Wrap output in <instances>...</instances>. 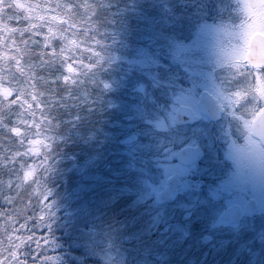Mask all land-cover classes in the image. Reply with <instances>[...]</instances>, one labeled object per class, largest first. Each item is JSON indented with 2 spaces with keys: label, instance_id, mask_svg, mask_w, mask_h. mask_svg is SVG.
<instances>
[{
  "label": "rangeland",
  "instance_id": "1",
  "mask_svg": "<svg viewBox=\"0 0 264 264\" xmlns=\"http://www.w3.org/2000/svg\"><path fill=\"white\" fill-rule=\"evenodd\" d=\"M12 1L16 3V8H19L28 3L32 5L33 1L37 0ZM49 5L52 4L49 3ZM58 7H60L58 11L52 7H49L48 11L53 13L57 11L66 15L72 9L67 1L62 2ZM16 11L10 6L8 0H0V108L1 105H5L3 109L5 114L11 107L17 109L18 114L11 119L15 125L13 130L17 133L16 136H21L22 133L17 128L23 127L27 133L23 134L27 135L32 142V150L41 152L45 156V165L49 167L46 171L58 175L59 168L53 167V162L57 161L53 157L56 149H53L52 145L62 136L55 132L59 130L60 124L50 121V118L54 117L51 110L57 108L55 106L59 103L60 97L51 91L50 87H46L41 74L44 65L57 58L52 52H50L49 61L46 57V51L54 45V40L41 35L40 38L43 39L41 41L29 35L31 31L23 26L18 28L17 21L21 19V16ZM193 12L195 13L191 16L182 12L162 13L161 17L155 16L151 19L161 22L162 26L159 27L164 32L165 28L175 31L174 28L169 27V22L176 20L184 22V27L180 29L184 39L174 40L172 42L174 46L196 42L194 48L196 73L190 78L188 74H184L188 79L187 87L193 84L195 86L198 107L203 91H207L218 99L221 105L228 104L233 96L243 94L264 96V71L253 69L247 63L250 39L255 33L264 34V7L255 10L251 7L249 0H203V3ZM26 17L27 14L24 18ZM157 44L164 46L165 42L161 39L157 41ZM26 46L28 49L34 48L37 52L27 51ZM78 66L77 71L67 69L69 79L65 80L74 84L80 92L74 99L77 102L73 99L68 100V96L64 99L65 105L62 107L77 109L79 105H83L90 113L98 104V112L102 114L101 126H94L92 130L88 129L84 132L92 137L88 144L91 150L86 151V161L78 165L75 162L72 163L73 167L70 168L71 171L75 170L76 176L73 175L71 180H69L70 176L59 179V182L67 180L63 190L65 195H61L62 192L59 190L61 186L57 185L59 182L56 183L55 180L57 176H46L45 179H40L31 164L21 176V181L36 182L41 185H35L34 188L31 186L25 202L29 201L35 190L40 187L43 190L47 184L52 183L48 186L49 190L45 191L44 199L46 200L48 195H54L55 192L63 199V202L65 201L67 207L65 214L68 217V223H65L61 216L60 231H65L68 236L82 233L84 237L82 245H85L87 252L96 256L102 264H264V174L261 176L251 174V177H245L240 171L245 166L241 164L232 168L231 171L222 169L220 172L215 165L210 166L212 157L202 159L203 161L195 166L182 165L177 168L171 160L162 156L157 157L152 164V166L156 165L155 171L151 168L147 171L139 168L122 171L121 155L114 150V145L110 141L114 135L113 122H118L121 114L122 78L125 73L115 66L103 71H97L90 66ZM76 74L79 77H76ZM238 80L246 83L244 87H240L239 92L233 87ZM255 85L257 87L253 88L252 86ZM147 91V85L143 81L135 85V95L144 96ZM180 106L177 103L171 112L149 121L153 135L169 134L170 129L175 128V113ZM42 107L46 111V116L34 114L32 109L41 112ZM4 116V112L0 113V120ZM65 122L70 123V120L66 119ZM79 127V123L74 125L76 134L80 131ZM2 128L8 127L0 121V132ZM197 146L203 149L209 148L208 142L204 140L192 147ZM179 150L177 149L176 152ZM114 154L117 155L115 159ZM110 157L113 158L114 163H120L119 167H115V171L112 172H110V162H107ZM173 162L178 163V158H174ZM85 169L97 170L105 175L110 173L111 177L109 175L106 177L109 183L100 191L102 193L119 192L121 188H124V192L121 193L124 205H119L116 210H113L96 204L90 215L78 212L76 201L67 195L72 187V183L68 184V182L78 178ZM166 171H172L173 176L179 174L182 180L181 193L177 200L181 202V206L177 209L167 206L168 204L158 205L155 202L156 196L167 186ZM246 179L250 181L247 188L244 187ZM224 182L229 185L227 194H222L220 191L219 186ZM203 184L205 190L202 191H206V197L214 201V208L202 211L197 204L203 201L200 190ZM20 185V183L17 184V186ZM41 188L37 191L39 196ZM221 196H223L222 199L218 198ZM250 199H255L260 205L256 217L246 218L239 225H230L229 222L222 220L221 213L226 200H236L244 207ZM131 200L130 207L137 211L136 201L145 202L144 211H138L139 232L124 228L123 224L126 222L124 218L119 222L115 221L120 217L111 221L113 228L110 225L107 226L109 228L102 230L99 222L98 228L93 230L96 222L106 218L107 215L112 217L125 213L124 206ZM50 207L54 208V205ZM83 225H88L89 228ZM146 235L150 237V240H142ZM86 238L93 243L92 246L96 247L94 250L87 244Z\"/></svg>",
  "mask_w": 264,
  "mask_h": 264
},
{
  "label": "trees",
  "instance_id": "2",
  "mask_svg": "<svg viewBox=\"0 0 264 264\" xmlns=\"http://www.w3.org/2000/svg\"><path fill=\"white\" fill-rule=\"evenodd\" d=\"M46 1L37 0L33 1L32 5L28 3L16 8V3L8 0L10 6L16 9V12H19L21 16V19L17 21L18 28L23 26L26 30L31 31L29 35H33L41 41L43 40L40 38L41 35H46L48 39L54 40V45L49 51H46V57L49 61L48 58L52 52L57 58L45 64L41 74L46 87H50V90L60 97L59 103L55 106L58 109L51 110L54 117L50 118V121L60 124L59 130L55 132L62 136L52 145L53 149H56L53 157L57 161L53 162V167L59 168V174L55 175L51 171H46L49 167L45 165V156L41 152L32 150V142L27 135L23 134L26 133L23 127L17 128L22 133L21 136H16L17 133L13 130L15 125L11 119L18 114L17 109L11 107L10 111H6L8 113L5 114L3 110L5 105H1L0 113L4 112L5 116L0 121L8 128H2L0 132V264H102L96 256L87 252L88 249L85 245H82L84 242L82 233L68 236L65 231H60L61 216L63 221L68 223V217L65 214L67 207L65 201L63 202V199L55 192L54 195H48L46 200L44 199V193L49 190L48 186L52 183L47 184L43 190L40 187V196L37 192L40 188L35 190L26 203L25 198L31 186L34 188L35 185L41 184L23 183L21 176L32 164L40 179H45L46 176H57L55 180L58 183L61 177L70 176L69 180H71L73 175L76 176L75 170L71 171L70 168L73 167L72 163L75 162L78 165L86 161V151L91 150L88 144L92 137L84 132L88 129L92 130L94 126H101L102 114L98 112V104H96V109L90 113L83 105H79L77 109L62 107L65 105V98L69 96L68 100L73 99L74 102H77L74 99L80 94L74 84L65 81L69 79L67 69L76 70L78 65H81L103 71L115 66L126 73L128 71L126 55L131 52V49H126L127 43L140 42L138 37L144 33L148 19L155 16L161 17L160 14H168V12H182V14L191 16L195 13L192 11L196 10L203 0H49L48 3ZM66 1L71 4L72 9L66 15L57 13L60 9L58 6ZM49 7L55 8L56 13L48 11ZM26 14L27 17L24 18ZM159 26H162L161 22L156 25L157 29L161 30ZM171 31L173 30L165 28V32ZM169 39L171 43L176 41V34L172 33ZM27 47L25 49L31 53L35 50L32 47L29 49ZM76 77L79 75L76 74ZM181 77L187 87L186 74L181 72ZM74 102L73 104H76ZM68 103L71 104L69 101ZM32 110L34 114L46 116L44 107L40 109L41 112L36 109ZM49 116L51 117V114ZM77 117L78 119H75ZM66 119L70 120V123H66ZM77 123L80 126L78 134L74 128ZM85 140L88 141L84 144ZM114 155L115 159L117 155ZM112 159L110 157L107 161L110 162V172L115 171V167H119L120 164L114 163ZM151 170L155 171L156 165L151 166ZM66 182L67 180L57 184L61 186L59 190L62 192V196ZM19 183L21 185L17 186ZM70 183L72 181L68 182V184ZM18 187L22 188L17 189ZM200 190H205L204 184L200 186ZM201 194L203 201H200L197 204L200 206L197 207L202 211L214 208V201L206 197V191H202ZM123 202L124 200L121 199L116 208L119 205H124ZM144 203L141 200L140 202L136 201L135 208L138 211H144ZM50 205H54V208ZM167 206L177 209L181 206V202L177 201ZM118 213L120 212L118 211ZM121 214V216L116 214L112 217L107 215L106 218L96 222L93 230L98 228L99 222L102 230L109 228L107 226L110 225L113 228L111 221L114 218L120 217L115 220L119 222L124 215H127L126 212ZM83 226L89 228L88 225ZM148 239L150 240V237L147 235L142 238V240ZM86 242L93 250L96 248L87 238Z\"/></svg>",
  "mask_w": 264,
  "mask_h": 264
},
{
  "label": "snow or ice",
  "instance_id": "3",
  "mask_svg": "<svg viewBox=\"0 0 264 264\" xmlns=\"http://www.w3.org/2000/svg\"><path fill=\"white\" fill-rule=\"evenodd\" d=\"M157 24L155 19H148L144 33L138 37L140 42L127 43L126 49H131V52L126 55L128 71L122 78L121 114L118 122H113L114 135L110 141L114 150L121 154V170L124 172L136 168L150 170L157 157L162 156L179 168L188 158L185 153L193 145L201 140L207 141L212 135V130L198 118L202 110L198 107L194 84L186 87L181 77V72L188 74L189 78L196 73V42L175 46L171 43L169 37L172 33L178 39H184L180 31L184 22H169V27L175 29L171 32L158 30ZM161 39L165 41L164 46L157 44ZM153 46H156L155 50ZM141 81L148 86V91L144 96H137L134 88ZM177 103L183 106L187 115L175 128L170 129L169 134L153 135L149 121L171 112ZM177 149L183 151L176 152ZM174 158H178L179 162L174 163ZM107 175L97 170L85 169L78 178L72 180L71 191L67 195L76 201L78 212L90 215L96 204L107 209L116 208L122 199L124 188L119 192L102 193L100 189L106 186ZM165 176L168 179L174 178L172 171H166ZM219 187L222 194L229 192L227 182ZM218 198L222 199L223 196ZM131 204L132 200L124 206L127 215L123 216L126 221L123 227L139 232V212L130 207ZM241 207L236 200H226L221 215L230 217Z\"/></svg>",
  "mask_w": 264,
  "mask_h": 264
},
{
  "label": "flooded vegetation",
  "instance_id": "4",
  "mask_svg": "<svg viewBox=\"0 0 264 264\" xmlns=\"http://www.w3.org/2000/svg\"><path fill=\"white\" fill-rule=\"evenodd\" d=\"M253 69L264 71V68ZM245 84L238 80L233 87L239 92L240 87H244ZM230 99L231 101L226 105H221L216 99L223 109L219 117L214 118L206 112H201L199 116L212 130V135L207 140L209 148L203 149L205 152L203 159L212 157L210 166L215 165L218 171L222 169L231 171L241 164L245 166L240 169L245 177H251V174L261 176L264 174V169H261L264 166L257 165H264V96L243 94ZM249 180L244 181V187L249 186Z\"/></svg>",
  "mask_w": 264,
  "mask_h": 264
},
{
  "label": "water",
  "instance_id": "5",
  "mask_svg": "<svg viewBox=\"0 0 264 264\" xmlns=\"http://www.w3.org/2000/svg\"><path fill=\"white\" fill-rule=\"evenodd\" d=\"M250 5L255 10L264 6V0H249ZM248 63L256 68H264V35L261 33L255 34L249 44V51L247 52ZM200 106L203 112L211 114L214 118L219 117V114L223 111L216 99L213 98L208 92H203L200 98ZM187 115V111L183 106L178 108L176 113L177 124ZM199 118V117H198ZM187 148V147H186ZM183 151V150H180ZM179 151V152H180ZM204 150L201 147H191L185 155L188 157L183 165L192 166L200 161L204 157ZM179 161V160H178ZM174 178L168 179L167 187L156 196L155 201L157 204L173 203L177 200L180 192L181 179L179 174H175ZM258 204L254 200L248 202L245 211L242 208L236 211L230 217H222L223 220L229 221L231 224H238L243 220V217L254 216L257 212Z\"/></svg>",
  "mask_w": 264,
  "mask_h": 264
}]
</instances>
